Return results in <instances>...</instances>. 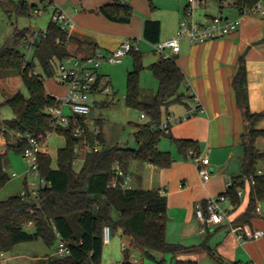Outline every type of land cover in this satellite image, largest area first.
Wrapping results in <instances>:
<instances>
[{
    "label": "trees",
    "instance_id": "trees-1",
    "mask_svg": "<svg viewBox=\"0 0 264 264\" xmlns=\"http://www.w3.org/2000/svg\"><path fill=\"white\" fill-rule=\"evenodd\" d=\"M150 8H153L151 0ZM257 0H231V5L241 14L243 9L252 7ZM19 9H28L23 0ZM100 13L111 21L127 23L132 16V8L126 4H106L99 7ZM160 24L157 20L146 19L143 23V38L155 43L158 41ZM18 41L30 43L33 54L30 60L25 58L15 47L3 45L0 48V73L5 76L16 75L27 90V95L17 91L5 97L2 104L10 108L12 117L4 120L8 129L28 132L43 140L52 130V121L45 108L55 104L51 94L44 87L43 75L36 73V63L42 73L52 76L58 64L67 59L70 53L67 36L51 19L44 32L32 33L30 28L16 30ZM132 67L127 72L125 103L137 108L147 118L146 122L134 123L136 148L114 146L102 147L87 153L79 169H76L74 147L78 138L69 128H56L64 136L65 144L57 149L56 166H51L48 153L38 154L40 176L47 182L39 189V206L20 193L0 200V253L11 251L22 242L41 240L48 248L56 243L55 231L66 241L69 253L65 256L47 255L37 264H100L103 249L102 229L108 225L111 235L126 238L127 247L123 250L121 264H136L129 260V249L138 250L142 256L153 258V253H169L173 264H198L197 261L179 260L175 257L183 253L205 251L217 264H245L240 260H224L214 247L205 241L196 246L172 243L166 239L167 199L158 189L131 188L126 190L109 188L108 182L113 177L112 166L119 163L123 170H129L133 162L150 163L158 167H168L172 156L167 151L158 149V143L164 137L176 145L179 153L187 155L192 148L199 152L197 143L188 138H176L160 127L162 107L181 102L186 94L181 90L185 81L184 74L172 56L160 59L150 65L157 88L151 101L139 99V75L143 68L141 50H131ZM237 106L242 114L248 131L242 134L243 154L241 159L242 174L232 178L233 184L220 194L228 198L232 205H237L239 197L236 189L245 187L239 178L254 174L256 164L264 160V150L255 146V139L262 131L254 128L264 119V111L250 112L248 108L246 68L244 57L238 58L236 71L231 79ZM100 141L103 142L102 135ZM24 145L7 146L0 154V188L9 180L4 169V158L8 150L22 152ZM264 201V175H255L253 183L248 184L246 207L232 220V226L249 224L258 216L257 204ZM30 226V231L26 230ZM163 259L157 264H162Z\"/></svg>",
    "mask_w": 264,
    "mask_h": 264
},
{
    "label": "crops",
    "instance_id": "crops-1",
    "mask_svg": "<svg viewBox=\"0 0 264 264\" xmlns=\"http://www.w3.org/2000/svg\"><path fill=\"white\" fill-rule=\"evenodd\" d=\"M37 1L43 3L45 9H51L48 1ZM53 1L63 7L74 22L70 35L72 39L67 42L70 56L65 60L90 55L95 48L102 51L112 50L124 37L136 40L139 49V41L142 40L151 46L152 43L146 41L142 35L144 21H159L158 41L164 40L175 34L186 5L185 0H156V3L151 0L153 8L155 4L159 7L154 10L150 8L148 0ZM23 2L26 3V0ZM114 3L126 4L133 9L129 22L111 21L100 13V6ZM200 4L208 6L209 9L200 14L198 19L216 15L229 19L239 16L238 10L231 5V0H215L210 6L208 0H203ZM159 9H165L167 14L158 12ZM92 10L97 13L91 12ZM30 30L32 33L37 31L35 28ZM241 55L246 68L248 108L252 113L264 111V16H243L237 30L221 38L202 43H193L182 38L180 50L173 56L184 74L185 81L181 90L186 97L181 102L162 107V119L166 114H183L194 105V98H198L200 109L185 120L170 123L168 133L173 137L188 138L197 143L198 150L209 158L208 180H202L194 162L187 155L179 153L176 145L167 137L160 140L158 149L171 154L172 163L168 167L133 162L129 171L132 173L133 188L158 189L166 196V239L169 242L196 246L205 241L224 260L264 264V236L252 240L243 239L230 228L231 220L246 207L247 185L243 187L242 195L238 196L237 205H232L229 200L222 203L229 210V220L220 224H207L195 214L198 203H203L208 197L219 196L225 191L228 181L242 174V134L246 133L248 125L242 110L236 104L235 92L231 86V79ZM150 59L151 65L158 62L157 56ZM108 65L113 64L102 63L97 72L111 83ZM156 88L157 80L154 78L153 94ZM145 119L146 117L141 120ZM254 128L262 131L255 139V146L262 151L264 119L259 120ZM257 206L258 216L246 225L251 229H264L262 201ZM205 233L207 235L204 236ZM110 243L111 241L103 245L100 264H108L110 259L105 260L106 257L115 253V246ZM46 256L47 253L43 258ZM205 256H208L205 251L198 250L179 254L175 259L197 261L199 264ZM131 262L140 264L137 261Z\"/></svg>",
    "mask_w": 264,
    "mask_h": 264
},
{
    "label": "built area",
    "instance_id": "built-area-1",
    "mask_svg": "<svg viewBox=\"0 0 264 264\" xmlns=\"http://www.w3.org/2000/svg\"><path fill=\"white\" fill-rule=\"evenodd\" d=\"M47 1L51 7V20L64 31L67 36H70L74 26L72 18L59 4L55 3L53 0ZM201 1L203 0H187L183 16L178 23L175 34L151 44V48L157 55L158 60L168 59L177 54L180 50V40L182 38L193 43H202L207 40L221 38L236 31L243 16H264V2H262V0H257L252 7L243 9L241 14L234 19H229L221 15L198 19L194 17V11L196 4ZM34 11L36 13H41L43 9L34 7ZM25 45L27 47L31 46L30 43H26ZM131 50H139L138 42L130 37H124L120 44L112 50L102 51L99 48H95L90 55L61 61L57 66L59 72L57 81L58 84L63 86L64 93L62 95L51 94L55 104L45 108V112L52 121V130L46 133L43 140H39L31 133H22L8 129L4 124H0V154L5 151L8 145L18 147L23 144L24 147L21 156L27 165L25 173L26 178L30 175L39 177L40 181L44 182L43 186H46L47 182H45L39 174L38 154L47 153L45 140L56 128H69L72 130L73 135L78 138V143L74 147V153L76 155L73 160L74 166L79 161L83 162L87 153L100 150L102 148L100 128L96 125L95 121H91L86 117L91 109V93L108 92L110 90L108 80L103 75L98 74L97 68L102 63H121ZM194 102V105L188 108L183 114H166L160 121V129L167 133L170 123L185 120L190 115L197 112L201 107L198 98L195 97ZM65 105L69 107L71 111L70 115H64L63 107ZM143 118H145V115L141 114L140 119ZM90 124L93 125V127H91ZM187 156L196 165L198 174L202 180L207 181L210 177L208 171V156L200 151L196 152L192 148L187 151ZM112 170L113 177L107 185L109 188L121 190L133 188L131 183L132 173L129 170H123L117 162L113 164ZM15 175L16 173H12V176ZM255 175H264V170L259 169L256 170L254 174L243 176L238 179V182H247V184L253 183ZM232 184V180L228 181L226 188ZM41 187V185L27 183L25 181L20 194L26 199L33 201L36 206H39V189ZM243 190L244 188L242 186L237 187V196H241ZM227 200L228 198L224 195L206 198L203 203H198L195 207L197 218L205 221L207 224H220L224 220H229V210L222 205V203ZM256 211H259L258 206L256 207ZM230 228L232 231L236 232L239 238L243 239L252 240L264 236V229H251L246 224L243 226H232V224H230ZM55 236V254L59 256L67 255L69 249L66 241L60 237L57 231H55ZM110 238L111 229L108 225H105L102 229L103 243H108ZM126 247L127 244L122 242L121 250L123 251ZM3 254L4 253H0V260L5 259L3 258Z\"/></svg>",
    "mask_w": 264,
    "mask_h": 264
},
{
    "label": "rangeland",
    "instance_id": "rangeland-1",
    "mask_svg": "<svg viewBox=\"0 0 264 264\" xmlns=\"http://www.w3.org/2000/svg\"><path fill=\"white\" fill-rule=\"evenodd\" d=\"M20 1L21 0H0V48L3 45L15 47L21 54L25 55L26 59L30 60L33 54V47H27L25 45L26 43L18 41L14 33L16 30H21L23 28H35L37 31L44 32L47 23L51 19V9H45V5L43 6V3L37 0H26L24 5L26 4L29 9L27 10L28 13H26L25 9H19ZM185 2L187 3V0H185ZM212 2H215V0H208V5L210 6ZM262 2H264V0H262ZM153 3H156V0H153ZM33 5L42 8L43 11L41 13H36ZM154 7V10L159 8L156 4ZM207 9H209L208 6L204 7L200 2L197 3L194 17H200V14H203ZM149 10L151 9L149 8ZM91 12L97 13L96 10H92ZM158 12L167 14L165 9H159ZM139 43L141 44L140 50L143 55V68L139 75V99L140 101L146 102L151 101L153 97L154 76L150 69V57L155 58L157 55L153 52L150 44L143 40L139 41ZM107 67L111 80V83H109L110 90L108 92L91 93V110L86 117L91 121H95L96 125L100 128L103 137L102 147L111 148L120 146L136 148L137 141L134 136V123L146 122L147 118L142 121L140 119L141 111L137 108L129 107L125 103L127 72L132 67V58L130 55L125 56L123 63L108 65ZM35 71L43 75L44 87L47 91L51 92L52 95H62L64 93L63 86L58 84L57 81L58 69H55V73L52 76H47L42 73L41 67L36 63ZM17 91L27 95V90L20 78L16 75L5 76L0 73V124H3L4 120H8L12 117L10 108L2 104L3 100L5 97ZM70 112L69 107L65 105L63 107L64 115H69ZM90 126L93 127L91 124ZM64 144V136L56 131H52L45 140L47 153L51 157L52 167L56 166L57 149L63 147ZM81 164L82 162L79 161L75 165V168L79 169ZM26 168V162L23 160L21 154L12 149L8 150L4 158V169L9 175V180L0 188V200L7 199L10 196L20 193L25 181L27 183H35L36 185H44V182H41L40 178L34 175H30L26 178ZM256 168L257 170H264V160H259L256 164ZM12 173H16V175L12 176ZM245 184L248 186L247 182H245ZM262 206H264V201H262ZM31 229L30 226H26V230L30 231ZM205 235H207V233H205L204 236ZM110 241V244L115 246V253L113 256L106 257L105 260L110 259L108 264H121L123 260L121 241L126 242L127 240L126 238L120 240L118 235L112 234ZM55 247L56 243L51 248H48L41 240L18 243L11 251L3 254V258L5 259H1L0 264H37V262L43 259L45 253H47V255L52 253L55 254ZM162 259V264H173L169 253L160 254L154 252L153 258H151L142 256L138 250L129 249L130 261H137L140 264H157V262ZM199 264L217 263L208 255L201 259Z\"/></svg>",
    "mask_w": 264,
    "mask_h": 264
},
{
    "label": "water",
    "instance_id": "water-1",
    "mask_svg": "<svg viewBox=\"0 0 264 264\" xmlns=\"http://www.w3.org/2000/svg\"><path fill=\"white\" fill-rule=\"evenodd\" d=\"M248 131V127L245 129V132H247Z\"/></svg>",
    "mask_w": 264,
    "mask_h": 264
}]
</instances>
